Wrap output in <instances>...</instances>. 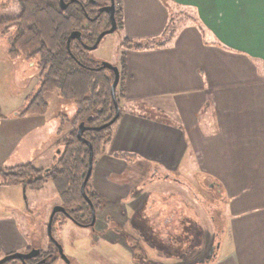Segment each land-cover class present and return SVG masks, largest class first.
Segmentation results:
<instances>
[{
    "label": "crops",
    "instance_id": "obj_1",
    "mask_svg": "<svg viewBox=\"0 0 264 264\" xmlns=\"http://www.w3.org/2000/svg\"><path fill=\"white\" fill-rule=\"evenodd\" d=\"M121 7L124 39L139 42L161 39L174 9L192 17L164 46L124 48L121 100L130 108L122 109L111 141L95 158L92 187L132 217L129 164L117 153L168 173L186 167L209 175L218 183L210 189L220 190L228 209L213 264H264V0H122ZM37 77L21 108L0 106V170L53 167L77 126L74 116L50 115L49 104L44 115L23 113L41 83ZM139 106L176 121L133 110ZM70 110L72 116L77 107ZM207 114L212 119L204 122ZM12 224L3 221L0 205V258L3 248L13 253L25 246Z\"/></svg>",
    "mask_w": 264,
    "mask_h": 264
},
{
    "label": "rangeland",
    "instance_id": "obj_2",
    "mask_svg": "<svg viewBox=\"0 0 264 264\" xmlns=\"http://www.w3.org/2000/svg\"><path fill=\"white\" fill-rule=\"evenodd\" d=\"M6 2L7 4L3 5V0H0V16L15 18L18 6L14 0ZM191 15L192 12L187 11L186 8L172 10L171 19H173L174 30L178 29L179 24L191 20ZM123 40L124 32L119 29L113 34L107 35L99 47L91 51L90 54L94 60L106 61L120 67L124 51ZM10 48L11 42L0 36V106L2 112L3 108L17 109L21 108L24 102L27 103L33 80L40 76V71L32 67L31 63L26 60L27 58L11 59L8 55ZM45 100L50 106V115L61 112L71 119L76 114L71 116L70 110L72 105L75 107L76 105L67 98L61 97L57 91L47 93ZM121 108L124 110L130 107H127L121 100ZM133 110L145 112L149 116L153 111L145 106H139ZM13 113L8 112L12 115ZM161 119L169 122L176 121L167 114H164ZM208 119H212V114L210 117L207 114L202 120L205 122L209 121ZM64 120H66L65 117L61 119V122L63 123ZM113 129L114 125L111 131ZM45 157H49V155ZM128 164L129 170L126 178L133 189L137 187L136 189L140 191L139 195L132 197V210H130L132 217L128 216L130 213H127V210L124 212L125 209L122 205L108 201L97 213L94 231L90 228H81L70 220H66L63 224L60 223V220L56 221L53 236L64 247V252L71 263L116 264V261H119L120 264H133L131 251L123 240L119 239V236L110 231L108 227L113 226V220L126 223L130 220L129 218L133 221V217H136L134 222L138 227L133 223L132 226L135 227L133 229L136 233L133 234V238L137 243L140 242L142 236L136 232L138 231L136 227L143 230L142 225L145 226L144 223H146L143 211L150 202L152 207L147 215L152 218V223L156 227L149 230L147 228L145 232H148L147 236L153 239V244L168 246L167 239H164L165 232L158 230L162 229L163 220L171 211L175 212L176 218L183 214L189 221L193 220L196 224L194 229L198 227V230H194L195 240L192 239L193 241L191 240L189 245L171 246L177 250L176 252H182L180 258H161L156 249L152 248L153 250H148V253L154 260L153 262L156 264H205L211 261L216 254L219 255L217 246L219 243L222 244L226 232L225 221L228 218V209L226 199H223L220 190L214 188L212 191L213 184L217 181L213 182L211 176L206 175L207 177H205L204 173L193 168L183 167L179 172L168 173L145 161ZM0 205L3 206V221H14L15 224L12 225L17 228L25 243V246L22 245L14 249L16 251L13 250V253H28L30 248H42L43 256L48 251L53 253L51 258H56V262L53 264H67L57 255L56 248L51 246L47 233L50 214L57 205H61V199L50 178L40 190L25 189L21 183L3 184V187L0 186ZM139 223L141 224L139 225ZM140 232L142 231L140 230ZM151 235L153 236L151 237ZM145 246L151 247L148 243H145ZM13 253H6L3 248V257Z\"/></svg>",
    "mask_w": 264,
    "mask_h": 264
},
{
    "label": "trees",
    "instance_id": "obj_3",
    "mask_svg": "<svg viewBox=\"0 0 264 264\" xmlns=\"http://www.w3.org/2000/svg\"><path fill=\"white\" fill-rule=\"evenodd\" d=\"M17 1L21 5V13L14 20H5L0 16V36H5L11 28L10 25L15 23L9 57L35 58L41 69V83L23 113L44 115L48 110L45 95L57 91L61 97L67 98L76 105L77 111L73 120L77 126L61 143L62 152L56 166L50 169H38L33 164L27 163L4 168L0 170V176L3 178V184L21 183L25 189L34 190L42 189L50 178L61 199V205L70 210L73 220L79 225H88L92 221V210L82 195L81 185L82 175L88 170L89 147L77 138L78 124L92 117L87 125L100 127L114 117L115 107L111 96L114 75L107 69H98L97 61L91 60L90 52L81 41L72 40L69 49L67 41L72 32L80 30L83 32V42L93 45L97 36L110 28L107 14H99L97 9L102 5L110 4L111 0H94L96 3H92V0H65L68 3L65 10L61 9L60 0ZM121 1L115 0L117 30L123 27ZM174 32L173 19L170 18L161 39L139 42L125 38L123 46L133 50L164 46ZM121 58L119 67L121 78L116 90L120 107L123 81L127 74L124 53ZM122 112L121 108V115ZM162 116H164L163 112L152 111L153 119L161 120ZM112 126L100 131L84 132L83 137L92 144L94 161L98 155L104 153L105 145L111 141ZM115 156L124 159L127 163H132L135 158L128 153H117ZM92 174L93 170L86 185V194L98 213L108 201L92 187ZM60 216L66 220V217L58 214L54 223ZM217 258L205 264H213ZM5 264L23 263L15 260Z\"/></svg>",
    "mask_w": 264,
    "mask_h": 264
},
{
    "label": "flooded vegetation",
    "instance_id": "obj_4",
    "mask_svg": "<svg viewBox=\"0 0 264 264\" xmlns=\"http://www.w3.org/2000/svg\"><path fill=\"white\" fill-rule=\"evenodd\" d=\"M7 0H3V5H6L7 4V2H6ZM15 1V3H16V5L18 6V13H17V15L15 16V18H8V17H3V19H5V20H14V19H16L19 15H20V13H21V5L19 4V2L17 1V0H14ZM61 1V0H60ZM72 1H74V0H72ZM64 2H65V0H64ZM66 3V2H65ZM95 3H96V1H95ZM67 4V7H68V3H66ZM108 5H110V4H108ZM104 6H106V5H102V6H100V7H98V9H97V11L99 12V14H101V12H100V8H102V7H104ZM61 7V6H60ZM66 7V8H67ZM65 10V9H64ZM8 11V10H7ZM102 13H105V12H102ZM105 14H107V13H105ZM107 16L109 17V15L107 14ZM95 19L97 18V17H94ZM109 20H110V18H109ZM118 25V24H117ZM14 26H15V23H13V24H11L10 25V29H9V31H8V33L5 35V36H3V38L4 39H6V40H8L9 42H11V39H12V35H13V30H14ZM110 26H111V24H110ZM109 29V28H108ZM107 30V29H106ZM80 31V30H79ZM81 32V39L80 40H78V39H72V40H78V41H81L82 43H83V45H84V47L86 48V46H92V45H87V44H85L84 42H83V32L82 31H80ZM71 40V41H72ZM96 41V40H95ZM103 41V40H102ZM95 43V42H94ZM70 44H71V42H70ZM67 47H68V45H67ZM70 48V47H69ZM87 49V48H86ZM88 50V49H87ZM89 51V50H88ZM89 52H91V51H89ZM28 62H30L31 63V65H32V67H34V68H36V70L37 71H40V73H41V69H40V66L38 65V61H37V59H35V58H27L26 59ZM91 60L92 61H97V60H94L93 58H92V56H91ZM97 63H98V65H99V67H100V65H101V62L100 61H97ZM99 67H98V69H99ZM40 73H39V75H40ZM90 118V117H89ZM88 118V119H89ZM92 120V119H91ZM90 120V121H91ZM86 123L87 122H89L88 120L87 121H85ZM79 125V124H78ZM89 126V125H88ZM57 163H58V161H57ZM57 163L54 165V166H56L57 165ZM93 164H94V162H93ZM53 166V167H54ZM50 169V168H49ZM137 187H135L134 189H132V191H131V198L133 197V196H135L136 194H138L140 191L139 190H137L136 189ZM136 190V191H135ZM147 204V203H146ZM151 207H152V204H151V202L147 205V207H146V209L143 211L144 212V218H145V220H144V222H146V223H144L145 224V226H143L142 225V228H143V230L142 229H140V228H137L138 227V225L134 222V220H135V218L133 217V221H132V219L131 218H129L130 220L128 221V222H126V223H122L121 221H117V220H113V226L112 227H108V229L110 228V231H112V232H114V233H116L119 237V239H122L123 240V242L125 243V245L128 247V249L131 251V257H132V263L133 264H156L155 262H153L154 260L149 256V253H148V250H153L152 248H154V249H156V251H157V253L159 254V256L161 257V258H167V259H178V258H180V256L182 255V252L181 253H178V252H176L177 250L176 249H174V248H172L173 246L175 247V246H177V247H179V246H182V245H184V246H187V244L189 245V242L193 239V240H195V235H196V233H194L196 230H198L197 228L196 229H194V227H195V222H193V220L192 221H189V219H186L184 216H183V214H180V215H178V217L176 218V216H175V212L174 211H171L170 213H169V215L167 216V217H165V219L163 220V223H162V225H161V227H162V229L161 230H158L159 232H161V231H164L165 232V236H164V239H167V244H168V246H170V247H168L167 245H165V246H163V245H155V244H153V239L152 238H150V237H148L147 236V233L148 232H145V231H147V228H148V230L149 229H155L154 227H156V226H154L153 225V223H152V218L151 217H149L148 215V213L151 211ZM67 209V208H66ZM68 210V212H69V214H70V210L69 209H67ZM97 213V212H96ZM59 214H61V213H59ZM148 214V215H147ZM58 215V214H57ZM57 215L55 216V217H57ZM63 215V214H62ZM64 217H66L65 215H63ZM71 216V215H70ZM61 218V219H60ZM71 219L73 220V218H72V216H71ZM71 219H69L68 217H66V220H70L72 223H74L75 225H77V226H79V227H81V228H90V229H92L93 231H94V229H95V226H96V223H97V219H96V223H95V226L94 227H90V226H88V225H90V224H88V225H79V224H77L76 222H75V220H71ZM54 220H55V218H54ZM60 220V223H65V221L66 220H63V217L62 216H60V217H58L57 218V222ZM91 223V222H90ZM133 223L134 224H136L137 225V227H136V229H138V231H136L139 235L141 234V238H140V242H138L137 243V241L133 238V234H136L135 233V229H133V228H135V227H133L132 225H133ZM141 223H139V225H140ZM56 225V221H55V223H54V221H53V229H54V226ZM52 229V234H53V230ZM140 230L142 231V232H140ZM195 230V231H194ZM150 232H151V230H150ZM154 232H156L155 230H154ZM154 235V234H153ZM153 235H151V237L153 236ZM170 236H172V237H170ZM192 240V241H193ZM49 241H50V243H51V246H53V247H55L56 249V253H57V255H59V253H58V248H57V246H56V244L49 238ZM57 241V240H56ZM154 241H156V240H154ZM161 241V240H160ZM58 242V241H57ZM59 243V242H58ZM145 243L147 244L148 243V245H151V247L150 248H148V247H146L145 246ZM60 244V243H59ZM172 246V247H171ZM64 248V247H63ZM182 248V247H181ZM32 249H39L40 250V254L37 256V257H35V258H32V259H29V260H27L26 261V264H39L42 260H46V262H45V264H51V263H55L56 262V258L54 257V258H51L52 256H53V253L51 252V251H48V252H46L45 254H44V256H43V251H42V248H30L29 250H28V252L29 251H31ZM178 249V248H177ZM166 251V252H165ZM65 253V252H64ZM46 255V256H45ZM66 255V254H65ZM60 256V255H59ZM67 256V255H66ZM61 257V256H60ZM171 257V258H170ZM62 259V258H61ZM67 259H68V261L69 262H66L64 259V261L67 263V264H72L71 263V261H70V259L67 257ZM120 260V259H119ZM19 261V260H18ZM119 262V261H118ZM117 261H116V264H120V263H118ZM23 263V262H22ZM23 264H25V263H23ZM160 264H163V263H160ZM173 264V263H172Z\"/></svg>",
    "mask_w": 264,
    "mask_h": 264
},
{
    "label": "water",
    "instance_id": "obj_5",
    "mask_svg": "<svg viewBox=\"0 0 264 264\" xmlns=\"http://www.w3.org/2000/svg\"><path fill=\"white\" fill-rule=\"evenodd\" d=\"M91 2L95 3L94 0H92ZM60 6H61V9L64 10V9H66L67 4L64 2V0H61L60 1ZM100 12L101 13L105 12V13H107L109 15L111 26H110L109 29H107L105 31H102L97 36L96 41H95V43L92 46H86V48L89 51L96 50L99 47V45L102 42V40L107 35H110V34H113L114 32H116L117 28H118L117 19H116V16H115V12H116L115 0H111L110 5H106V6L102 7V8H100ZM72 39L80 40L81 39V32L80 31H74V32H72L70 34V36L68 37V41H67L68 49L70 47V42H71ZM99 69H107V70L111 71L113 73V75H114V79H113V82H112V85H111V96H112L114 107H115V115L108 123H106V124H104V125H102L100 127H90V126L87 125V123L85 121L80 122L79 125H78L77 138L80 141L86 143L88 145V147H89L88 170H87L86 173H84L82 175L83 182H82V185H81V192H82V195L84 196V198L86 199V201L88 202V204L90 205L91 210H92V221H91L90 225H88L90 227H94L95 226L96 219H97V213H96L95 207L93 206V203L91 202V200L89 199L88 195L86 194V185H87V183L89 181V178H90L92 170H93L94 151H93V147H92L91 142L86 140L83 137V134H84V132L86 130L100 131V130H102L104 128L110 127L119 119V117L121 115V107L119 105V102H118V99H117V95H116V90H117V87L119 85L120 78H121L120 69H119V67H117V66H115V65H113V64H111L109 62H106V61L101 62V65H100ZM91 119H92V117H90L88 119V121H90ZM59 213L65 215L66 217L71 219V216H70L68 210L62 205H57L52 210V212L50 214L49 221H48V226H47V233H48L49 238L56 244V246L58 248V253L61 256V258L64 259L66 262H69L68 259H67V256L64 253L63 246L56 241V239L54 238V236L52 234L53 221H54L55 216L57 214H59ZM220 248H221V243H219L218 246H217V253H219ZM39 254H40V250L39 249H32L28 253H13V254H9V255H6V256H4L3 258L0 259V264H5V263H7L9 261H15V260H19V261H21V262L26 264L27 260L35 258ZM217 257H218V254H216L213 257V259H216ZM45 262H46V260H42L39 264H45ZM208 262H206V263H208Z\"/></svg>",
    "mask_w": 264,
    "mask_h": 264
}]
</instances>
